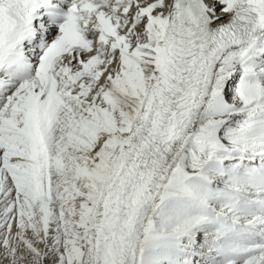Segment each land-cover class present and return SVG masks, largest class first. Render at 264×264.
Listing matches in <instances>:
<instances>
[{
    "label": "snow or ice",
    "instance_id": "snow-or-ice-1",
    "mask_svg": "<svg viewBox=\"0 0 264 264\" xmlns=\"http://www.w3.org/2000/svg\"><path fill=\"white\" fill-rule=\"evenodd\" d=\"M0 264H264V0H0Z\"/></svg>",
    "mask_w": 264,
    "mask_h": 264
}]
</instances>
